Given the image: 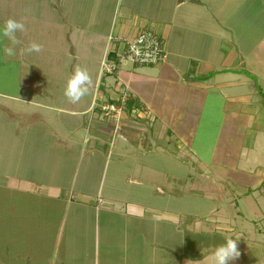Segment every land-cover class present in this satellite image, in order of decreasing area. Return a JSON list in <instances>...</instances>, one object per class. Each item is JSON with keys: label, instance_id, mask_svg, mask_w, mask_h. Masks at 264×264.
Segmentation results:
<instances>
[{"label": "crops", "instance_id": "crops-1", "mask_svg": "<svg viewBox=\"0 0 264 264\" xmlns=\"http://www.w3.org/2000/svg\"><path fill=\"white\" fill-rule=\"evenodd\" d=\"M14 2L0 6V28L22 22L16 36L61 69L96 70L76 102L41 86V72L0 107L14 128L0 134V264H213L229 238L239 251L229 264H264V159L239 167L246 148L264 146V0ZM145 30L166 61L102 76L106 56ZM124 97L107 118L101 107ZM187 191L217 204L205 219L182 214Z\"/></svg>", "mask_w": 264, "mask_h": 264}, {"label": "rangeland", "instance_id": "rangeland-1", "mask_svg": "<svg viewBox=\"0 0 264 264\" xmlns=\"http://www.w3.org/2000/svg\"><path fill=\"white\" fill-rule=\"evenodd\" d=\"M1 2H3V3H0V6H6L8 8L14 7L13 6L14 0H1ZM14 3H15V5H17L16 2H14ZM17 9H18V7H17ZM19 9L22 10L21 8H19ZM10 16L12 17L13 14H10ZM16 38L17 39L20 38L19 42L17 43V45L13 46L12 42L8 38L0 36V107L3 106V103L5 106H9V107H11V104H8V103L18 104L15 100H12V99L10 100V97H8V96L14 97L16 95H19L18 94L19 91L24 87V85H26L28 83L29 80H33V82L36 83L35 78L39 77L40 76L39 74H41V72H45L47 74L44 77H41V76L39 77L40 78L39 82L41 81V86L46 87L45 86V83H46L48 87H51V86H53V88L59 87V89L60 88L65 89L68 80L73 75V73H72L73 71H71V68L69 70V66H68L69 62H70V65L72 64L71 61H68L66 63V67H62V69H61V67H59L61 65V62L58 61L57 65L54 64V62H52L53 60L56 61V59L54 58V54H52V55L46 54L44 52V46H41V52H39V53L35 52V54H33V52H32L35 60L34 59L31 60V55L24 51V49L28 47L27 41L22 39V37H19V36H16ZM8 47H14L15 54L13 56H8L5 54L4 49H6ZM71 47L72 46H70V48ZM54 48H55V46H54ZM79 52H80V54L87 55L86 52H84V51L79 50ZM93 57H96V54ZM37 61H39L41 63L37 64ZM84 63L86 64V66L84 65ZM77 65L79 66V69H81L83 67V70H85L88 73V75L90 77V84L89 85L91 86L93 83V79H94L93 75H94L95 70H96L95 62L94 61L79 62V64H76V68H77ZM84 66L86 67V69H84ZM61 71H62V73L64 72L65 75L63 74V76H60L58 73H60ZM34 74L37 75V77L31 76ZM89 85H87V86H89ZM44 87L42 89H44ZM43 91H46V89H44ZM89 93H90V91H87L85 95H89ZM85 95L82 96V99H83V97H85ZM12 107H14V106H12ZM16 108L23 111L21 105H20V108L19 107H16ZM1 116H3V115H1ZM5 116L7 117L6 112H5ZM8 116H9V114H8ZM54 116H55V113H54ZM57 116L59 117V115H56V117ZM5 119L7 120L8 117ZM41 130H42V128H41ZM13 132H14L13 127L11 130H8L7 125H3V124L0 125V134H2V136H4L6 139L10 135L13 136V134H12ZM7 141L8 140L5 141L4 146L10 145V144H8L9 142H7ZM209 142H211V144H213V143L215 144L214 140H210ZM218 144H220V142H217V145ZM246 144H247V142H246ZM217 145L215 146L216 149L221 147V146L218 147ZM6 148H7V146H5V149ZM218 151H219V149H218ZM57 156H58V154L54 153V165L59 163V159H57ZM219 158L220 157L218 156L217 160H219ZM26 159L27 158H25L24 161H27ZM262 159H264V146L263 145L255 147V150L253 152H252V150H249L248 148H246L244 150L243 156H241L239 159V167L240 168L243 167L245 169H248V171L253 170L252 172H254L255 167H258V166L263 167V164H262L263 160ZM116 160H117V158L114 156L113 161H112V166H115ZM190 163L191 162H188V165H186L182 161V166H181V175L182 176L186 175L187 170L192 169V167L189 166V165H191ZM187 166H188V169H187ZM200 194L203 195V193H199L198 196H192V194H190L188 191L182 193V199H181L182 214H188L190 216L197 217L198 220L205 219V218H202V216L199 213L205 212V211L209 210L210 208L213 209V207H215L217 204H214L212 207L210 202L206 201L205 199H202L201 196H199ZM153 207L159 208V206H156V205H154ZM247 223L249 224V222H247ZM253 227H254V225L252 222V230H253ZM229 262H228V264H229ZM203 264H206V262H204Z\"/></svg>", "mask_w": 264, "mask_h": 264}, {"label": "built area", "instance_id": "built-area-1", "mask_svg": "<svg viewBox=\"0 0 264 264\" xmlns=\"http://www.w3.org/2000/svg\"><path fill=\"white\" fill-rule=\"evenodd\" d=\"M166 61V49L163 40L152 31H142L138 37L130 42H123L119 51L108 54L102 63L101 75H118L125 65L133 68L158 66ZM126 97L120 107L105 105L101 107L104 115L115 120L125 109Z\"/></svg>", "mask_w": 264, "mask_h": 264}, {"label": "clouds", "instance_id": "clouds-1", "mask_svg": "<svg viewBox=\"0 0 264 264\" xmlns=\"http://www.w3.org/2000/svg\"><path fill=\"white\" fill-rule=\"evenodd\" d=\"M24 31V24L14 19H9L4 22L2 28H0V36L8 38L12 45L18 43L16 38L17 32ZM41 45L37 43H31L24 49L26 53L39 52ZM5 54L13 56L15 54L14 47H8L4 49ZM90 84V77L85 70L77 69L74 74L68 80L65 96L69 98L71 102L78 101L88 91L87 85ZM239 256L237 249V240L227 239L226 242L217 247L212 253L213 264H228L229 261L236 259Z\"/></svg>", "mask_w": 264, "mask_h": 264}, {"label": "trees", "instance_id": "trees-1", "mask_svg": "<svg viewBox=\"0 0 264 264\" xmlns=\"http://www.w3.org/2000/svg\"><path fill=\"white\" fill-rule=\"evenodd\" d=\"M132 103V102H131ZM132 104H130V102H128L127 104V108H130Z\"/></svg>", "mask_w": 264, "mask_h": 264}]
</instances>
